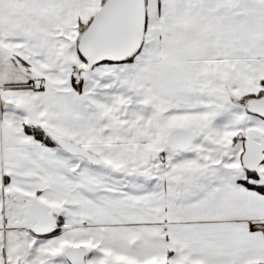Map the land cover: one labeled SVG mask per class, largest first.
Here are the masks:
<instances>
[{"label":"snow or ice","instance_id":"snow-or-ice-1","mask_svg":"<svg viewBox=\"0 0 264 264\" xmlns=\"http://www.w3.org/2000/svg\"><path fill=\"white\" fill-rule=\"evenodd\" d=\"M0 264H264V0H0Z\"/></svg>","mask_w":264,"mask_h":264}]
</instances>
